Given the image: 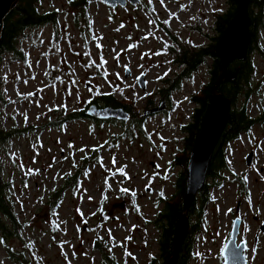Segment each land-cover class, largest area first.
I'll list each match as a JSON object with an SVG mask.
<instances>
[{
	"label": "rangeland",
	"instance_id": "obj_1",
	"mask_svg": "<svg viewBox=\"0 0 264 264\" xmlns=\"http://www.w3.org/2000/svg\"><path fill=\"white\" fill-rule=\"evenodd\" d=\"M41 7L44 11L61 9L58 25L30 30L23 40V57L5 56L0 61V129L24 131L0 146L3 179L12 182L14 209L29 246L17 238L9 243L25 250L31 264H163L157 220L167 203L178 199L177 185L185 168L177 159L187 152L181 127L189 123L195 109L190 96L199 93L209 74L207 67H202L192 81L182 80L181 88L169 96L166 110L143 117L148 98L155 95L154 101H159L160 89L170 87L166 79L181 70L168 51L169 45L177 47L180 42L160 23L167 20L172 35L181 43H216L215 15L229 8L228 1L164 0L161 4L159 0H142L113 8L92 0L88 14H80L79 21L75 16L80 9L72 7L69 0H42ZM121 24L124 27L116 31ZM258 38L251 53L255 71L249 96H242L233 107L246 103L247 114L255 122L224 147L227 167L217 178H208L205 203L202 205L201 191L195 200L196 211L202 214L190 219L191 225L198 226L191 236L187 264H223V242L237 217L242 219L239 241H247L248 264H264V120H259L264 114V24ZM133 44L137 46L130 47ZM156 52L161 54L154 55ZM117 53L119 62L114 58ZM92 61L95 65L87 66ZM125 64L131 69L129 75ZM105 71L111 87L103 76ZM117 72L123 80L116 78ZM142 73L145 88L136 79ZM157 76L163 78L157 80ZM114 91L118 101L131 106L132 118L116 123L79 118L41 134L33 128L26 130L46 124L51 108L56 120L58 115L81 111L89 99L101 96L97 93ZM135 117L142 121L136 122ZM81 148L85 151H79ZM252 151L249 166L246 157ZM121 188H127L128 193ZM56 192L58 204L51 202ZM217 231L221 236L215 235ZM96 240L100 248L95 247ZM0 264H17L1 244Z\"/></svg>",
	"mask_w": 264,
	"mask_h": 264
},
{
	"label": "trees",
	"instance_id": "obj_2",
	"mask_svg": "<svg viewBox=\"0 0 264 264\" xmlns=\"http://www.w3.org/2000/svg\"><path fill=\"white\" fill-rule=\"evenodd\" d=\"M229 8L219 13H216L215 29L218 36L214 39L216 43H212L206 46H195L188 42L181 43L177 38L172 35L171 29L168 24L160 26L164 28L166 33L171 36L175 42H180L179 46L169 45L168 51L173 56L172 63L177 64L181 70L174 75L172 79H166L165 82L170 86L169 88L160 89L158 92L162 99L168 100L169 96L174 91L178 90L182 86V80L192 81L193 76L199 73L202 67L208 69V82L202 84L199 89V93H193L190 96V100L195 103V109L193 111V120L188 125H183L182 130L188 132L186 135L187 149L184 157L177 159V162L185 168V172L180 176L178 181V199L174 202H168L165 210L160 214L157 223L161 229L160 247L162 256L167 262L173 252V243L175 234L178 228L181 214L184 210V194L186 188L187 177V164L190 156V152L195 145V142L202 129V124L206 113L208 112L213 94V87L217 83L219 77L223 71V64L221 58L216 52V45L219 39L225 34L230 22L239 11V0H227ZM42 0H20L16 8H14L6 17L4 21V28L2 31V37L0 40V61L3 57L9 56L12 59H18L23 57L24 49L22 47L23 40L28 38L30 30H34L40 26L47 24H53L55 26L59 23L60 12L56 9L44 11L41 7ZM70 3V2H69ZM72 7L80 9V13H77L75 19L79 21L80 14L87 15L89 2L88 0H72L70 3ZM249 16L251 23L249 26L252 34L251 43L249 46V52L244 60L236 59L228 66L227 72L235 73L238 69L236 78L232 80L224 79L217 86V92L222 93L225 97L230 98L232 101V109L229 114V119L226 128L220 138V141L215 149L213 160L209 169L208 178H217L220 170L226 169V159L224 157V147L228 146L232 140L238 139L242 133L247 132L255 120L251 119L246 111V103L241 108L236 107L241 97L249 96V86L251 85V78L254 74L255 67L251 59V53L256 49V43L258 41L259 29L264 24V0H250L249 4ZM211 60V64L208 65V60ZM1 78V77H0ZM1 85V84H0ZM248 89V91H247ZM112 95H101L99 98L92 99L91 104H104L109 106H122L131 109V106L126 103L118 101L115 96V91ZM199 94V95H197ZM154 96L148 98L146 107L153 104ZM171 98V97H170ZM7 100H3V103L7 104ZM169 102V100H168ZM90 104V105H91ZM89 107V103L86 107L79 112H72L69 114L70 119H79L82 117L90 118L85 114L86 109ZM96 122L97 120L94 119ZM264 120V114H263ZM262 120V121H263ZM136 122L139 121L135 117ZM56 126H60V123L56 122ZM27 127L26 130H30ZM32 129V130H33ZM23 130L4 131L0 129V146L10 140L14 134H22ZM13 188L12 182H6L2 175V166L0 164V244L3 245L8 257L17 264H31V259L25 250L11 245L9 241L11 239H20L24 246L28 245L25 242V238L22 235L23 223L20 222L19 216L14 209V202L12 200L11 190ZM208 183L205 184L201 190L204 193L202 198V205L207 200L206 192ZM60 201L59 193L52 194L51 202L58 204ZM197 203H193L188 211L189 221L193 214H202V211H196ZM199 212V213H198ZM199 215V216H200ZM190 224V223H189ZM198 225H189L187 237L181 247L178 255V264H187L189 257L191 256V236L194 233ZM29 246V245H28ZM95 247L100 248V242L96 240ZM163 263V264H166Z\"/></svg>",
	"mask_w": 264,
	"mask_h": 264
},
{
	"label": "water",
	"instance_id": "obj_3",
	"mask_svg": "<svg viewBox=\"0 0 264 264\" xmlns=\"http://www.w3.org/2000/svg\"><path fill=\"white\" fill-rule=\"evenodd\" d=\"M20 0H0V40L4 28V21L7 15L18 5ZM110 7L126 8L129 4L136 5L142 3V0H100ZM250 0H239V11L230 22L225 34L219 39L216 45V52L222 60L223 71L217 83L213 87L212 101L208 112L206 113L202 129L192 148L187 164L186 188L184 194V210L181 214L178 228L173 243V252L166 264H178V255L184 241L187 237L189 229L188 211L197 199L198 194L203 189L208 180L209 169L213 160L215 149L220 138L226 128L229 114L232 109V101L225 97L222 93L217 92V86L224 80H232L236 78L238 69L235 73L227 72L228 66L236 59L244 60L249 52V46L252 39L249 26L251 19L249 16ZM130 73H127L129 75ZM139 84L142 88L146 87L145 77L141 75ZM165 103V102H164ZM163 103V104H164ZM162 108L150 111V113L158 112ZM87 114L95 119L108 120L117 119L125 121L129 117L128 111L123 107L103 106L100 107L93 103L89 105ZM247 164L252 165L253 154L247 155ZM155 163H153L154 165ZM123 205V204H122ZM242 225V219L235 218L228 240L239 241V235ZM264 231V225L261 226ZM231 247V245H230ZM246 250L242 252V256L247 257ZM224 255V253H222ZM224 264V261H223ZM228 264H244L242 259H229Z\"/></svg>",
	"mask_w": 264,
	"mask_h": 264
},
{
	"label": "snow or ice",
	"instance_id": "obj_4",
	"mask_svg": "<svg viewBox=\"0 0 264 264\" xmlns=\"http://www.w3.org/2000/svg\"><path fill=\"white\" fill-rule=\"evenodd\" d=\"M69 2L71 3L72 0H69ZM88 2L91 3L92 0H88ZM148 2L151 3L152 0H148ZM159 2H160L161 4H163V3H164V0H159ZM56 11H57V12H60L61 9H58V8H57ZM154 11H155V9H153V12H154ZM111 19H112V17L109 16V20H111ZM149 23H150V24H155V20H150ZM164 23L167 24L168 21L165 20ZM120 27H124V25L121 24V25H120L117 29H115V30H116V31H119V30H120ZM101 39H102V37H101ZM129 39H131V37H129ZM145 39H147V37H145ZM136 46H137V45H135V44L130 45V47H133V48L136 47ZM101 47H102V46H101ZM112 51L115 52V49H112ZM153 54H154V55H160L161 53L156 52V53H153ZM143 55H147V53L142 54L141 59H143ZM114 58L117 60V62H119L120 54L117 53V54L115 55ZM100 59H101L102 63H104V64L107 63V61L104 60L103 55H101ZM92 65H95V61H92L91 65H87V66H92ZM28 66L31 67L30 64H29ZM123 67H124V71H125L126 73H130V72H131V69L129 68V66H128L127 64L123 65ZM140 67H143V65H141ZM46 74H47V73H46ZM108 75H109V74H108L106 71L103 73V76H104L106 82H108V83H109V86L111 87V86H112V85H111V82H110V81H107V76H108ZM115 75H116V78H117L118 80H123V77L120 75L119 72H117ZM142 75H144V74L142 73ZM164 75L167 76L168 73L165 72ZM162 78H163V77H161V76H157L156 79L159 80V79H162ZM136 79H137V82H139L140 78L137 77ZM24 83H28V81L25 80ZM71 83L74 85V84H75V81H72ZM90 83H91L90 80H89V81H86V86H88ZM117 87H118V86H117ZM130 87H133V88H134L135 85H131ZM88 91H89V92H92V88H91V87H88ZM120 91H123V90L121 89ZM69 94H71V93L69 92ZM97 94H98V95H112L113 93H112V92H108V93H97ZM29 95H35V93H31V94H29ZM134 95H138V94H135V93H134ZM145 95H151V93H147V92H146ZM185 99H186V97H185ZM91 102H92L91 99H89V100L87 101V103H89V104H91ZM60 107H64V108L66 109V108H67V105H61ZM49 110L51 111L52 109H49ZM22 115H24L25 122H27V119H28L27 114L24 113V114H22ZM38 119H39V117H38ZM160 139L163 140L164 137H160ZM70 147H74V145H70ZM79 151L83 152V151H85V149L81 148ZM65 159H67V157H65ZM113 163H115V158H114V157H113ZM50 166H51V165H50ZM50 166H49V167H50ZM120 171L123 172V169H120ZM69 175H70V173H69ZM124 175H127V174L124 173ZM113 176H115V173H113ZM244 179L247 180V177H244ZM105 183H107V180L105 181ZM24 187H27V184H25ZM108 187L111 188V185H108ZM120 191L123 192V193H125V194H127L129 190H128L127 188H121ZM161 194H162V193H161ZM135 195H136V193H135V192H132V196H135ZM89 199H92V198L89 197ZM249 204L251 205V200H250V199H249ZM217 210L219 211V208H218ZM77 211H79V209H78ZM101 211H102V209H101ZM232 211H233V209H231V208H229V209L227 210L228 213H231ZM226 214H227V213H226ZM257 214H258V210H257ZM81 215H83V214L81 213ZM109 234H110V230H109ZM215 235H216V236H221V233H220L219 231H217V232L215 233ZM127 239H131V237H128ZM0 242H2V241H0ZM230 245H231V247H230ZM61 246L63 247V245H61ZM246 248H247V241H244V243L241 244V243H237L235 240H228V239H225L224 242H223V247H222V249H221V252L224 253V255H222V257H221V258L223 259V261H224V264H228V261H229L230 258L233 259V260H236V259H242V260H244V264H248V259H247V257L242 256V252H243L244 250H246ZM251 251H252V253H253V255H252V260L254 261V260L256 259V255H255V254H256V252H257V248L254 246V247L251 249ZM73 255H75V253H73ZM128 255H131V253H128ZM65 258L67 259V254H66V253H65ZM69 264H70V261H69Z\"/></svg>",
	"mask_w": 264,
	"mask_h": 264
},
{
	"label": "flooded vegetation",
	"instance_id": "obj_5",
	"mask_svg": "<svg viewBox=\"0 0 264 264\" xmlns=\"http://www.w3.org/2000/svg\"><path fill=\"white\" fill-rule=\"evenodd\" d=\"M165 102V103H164ZM164 103V104H163ZM98 105V104H97ZM98 106H109V105H98ZM167 106H168V101L166 100V99H159V101H155L153 104H151V105H149L148 107H145L144 108V110H145V113H144V115H143V117L145 118V116L146 115H148V114H155V113H158V112H161V111H163V110H166V108H167ZM112 107H122V106H112ZM123 108H125L127 111H128V113H129V117H128V119L129 118H132V110L131 109H129V108H127V107H123ZM159 108H162L160 111H158V112H153V113H150V111H154L155 109H159ZM52 109V108H51ZM88 109V108H87ZM87 109H86V111H85V114H87ZM194 111V110H193ZM55 113V111L54 110H51L50 111V113L47 115L48 116V118H49V121L46 123V124H44V125H36L35 127H34V131L37 133V134H41L42 133V131L44 130V129H47V128H49V127H58V126H56V122H58V123H60V126L59 127H62V126H64L65 125V123H67L68 121H70L71 119L69 118V114H67L66 115V113L64 114V115H58L57 117H58V119L56 118V120H53L52 118V116H53V114ZM88 115V114H87ZM90 117V116H89ZM80 119H88V118H86V117H82V118H80ZM127 119V120H128ZM97 120V122H117V121H120V120H117V119H108V120H99V119H96ZM189 123L193 120V112L191 113V115H190V118H189ZM258 120V119H257ZM257 120H256V122H257ZM259 120H263V116L259 119ZM95 121V120H94ZM188 123V124H189ZM188 124H185V125H188ZM182 128V127H181ZM185 134L187 135L188 134V132L186 133L185 132ZM185 135V136H186ZM184 140L186 141L187 140V138H184ZM187 143V142H186ZM188 147H187V145H186V150H188L187 149ZM250 153H252L253 154V157H254V151H252V152H250ZM247 158V157H246ZM235 220V219H234Z\"/></svg>",
	"mask_w": 264,
	"mask_h": 264
}]
</instances>
